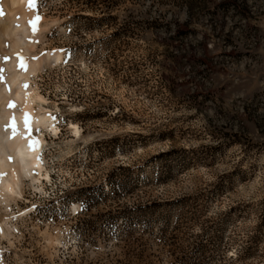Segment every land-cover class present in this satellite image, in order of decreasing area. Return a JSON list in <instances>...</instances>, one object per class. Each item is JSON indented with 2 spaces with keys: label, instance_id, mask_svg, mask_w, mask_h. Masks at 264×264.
<instances>
[{
  "label": "rangeland",
  "instance_id": "374dc122",
  "mask_svg": "<svg viewBox=\"0 0 264 264\" xmlns=\"http://www.w3.org/2000/svg\"><path fill=\"white\" fill-rule=\"evenodd\" d=\"M21 1L0 86L60 52L23 80L57 132L0 193V264H264V0Z\"/></svg>",
  "mask_w": 264,
  "mask_h": 264
},
{
  "label": "bare ground",
  "instance_id": "6f19581e",
  "mask_svg": "<svg viewBox=\"0 0 264 264\" xmlns=\"http://www.w3.org/2000/svg\"><path fill=\"white\" fill-rule=\"evenodd\" d=\"M11 1L12 6H15L19 5L21 0ZM10 16L0 36L11 35L14 37L11 49L15 51L22 47L23 51H26V46L29 44L26 41L29 33L25 22L26 17L25 15L15 16L13 13ZM61 57L60 52H51L43 58L35 59L28 68L19 66L15 60L6 67L9 70V75L6 77L7 85L0 86V193L3 196L17 194L15 188L19 180L22 177H30L34 170H37L39 175H43L40 174V155L44 139L42 134L34 137L31 131L33 128L40 127L55 134L57 132L56 119L48 110L41 109L38 112L32 110V101L34 102L35 99L43 101V98L37 95L32 98V91L27 90L23 80H28L31 72H38L42 62L44 64L59 62ZM8 85L11 88L10 91H8ZM20 100H23L20 102L21 110L17 111L16 104ZM74 134L76 136L79 134L76 127H74ZM30 142L34 143L30 146ZM43 176L48 178L47 174ZM33 180L38 181L39 178H33Z\"/></svg>",
  "mask_w": 264,
  "mask_h": 264
},
{
  "label": "snow or ice",
  "instance_id": "6c2138e0",
  "mask_svg": "<svg viewBox=\"0 0 264 264\" xmlns=\"http://www.w3.org/2000/svg\"><path fill=\"white\" fill-rule=\"evenodd\" d=\"M29 2H30V6H31V5H32V2H33V0H29ZM32 23H33V26H34V25H35V21H33ZM32 143H34V142H30V146H31V144H32Z\"/></svg>",
  "mask_w": 264,
  "mask_h": 264
}]
</instances>
